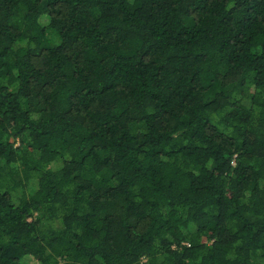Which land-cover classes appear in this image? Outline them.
Wrapping results in <instances>:
<instances>
[{
  "label": "trees",
  "instance_id": "trees-1",
  "mask_svg": "<svg viewBox=\"0 0 264 264\" xmlns=\"http://www.w3.org/2000/svg\"><path fill=\"white\" fill-rule=\"evenodd\" d=\"M0 264H264V0H0Z\"/></svg>",
  "mask_w": 264,
  "mask_h": 264
},
{
  "label": "rangeland",
  "instance_id": "rangeland-1",
  "mask_svg": "<svg viewBox=\"0 0 264 264\" xmlns=\"http://www.w3.org/2000/svg\"><path fill=\"white\" fill-rule=\"evenodd\" d=\"M62 163L59 162H53L52 167H59Z\"/></svg>",
  "mask_w": 264,
  "mask_h": 264
}]
</instances>
